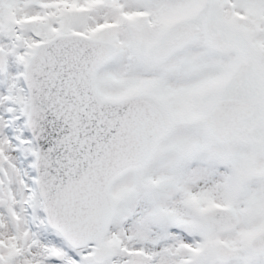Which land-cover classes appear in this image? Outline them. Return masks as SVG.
<instances>
[{"label":"snow or ice","instance_id":"snow-or-ice-1","mask_svg":"<svg viewBox=\"0 0 264 264\" xmlns=\"http://www.w3.org/2000/svg\"><path fill=\"white\" fill-rule=\"evenodd\" d=\"M0 264H264V0H0Z\"/></svg>","mask_w":264,"mask_h":264}]
</instances>
